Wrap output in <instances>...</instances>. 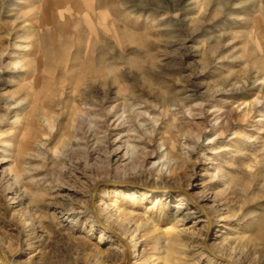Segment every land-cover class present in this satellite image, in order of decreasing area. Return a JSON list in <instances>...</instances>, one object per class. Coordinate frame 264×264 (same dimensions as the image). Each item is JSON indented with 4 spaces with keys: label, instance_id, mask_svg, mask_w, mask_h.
<instances>
[{
    "label": "rangeland",
    "instance_id": "obj_1",
    "mask_svg": "<svg viewBox=\"0 0 264 264\" xmlns=\"http://www.w3.org/2000/svg\"><path fill=\"white\" fill-rule=\"evenodd\" d=\"M0 264H264V0H0Z\"/></svg>",
    "mask_w": 264,
    "mask_h": 264
},
{
    "label": "bare ground",
    "instance_id": "obj_2",
    "mask_svg": "<svg viewBox=\"0 0 264 264\" xmlns=\"http://www.w3.org/2000/svg\"><path fill=\"white\" fill-rule=\"evenodd\" d=\"M26 89H28V87L26 86ZM182 212V207L181 206H177V211H176V215H180ZM175 215V214H174ZM188 215H190L191 217H194L196 218L197 217H203V216H207L204 212H201V211H196V212H188ZM187 215V216H188ZM196 215V216H194ZM208 217V216H207ZM171 226V225H170ZM169 229V227H168ZM166 232V231H165ZM169 234V233H168Z\"/></svg>",
    "mask_w": 264,
    "mask_h": 264
}]
</instances>
